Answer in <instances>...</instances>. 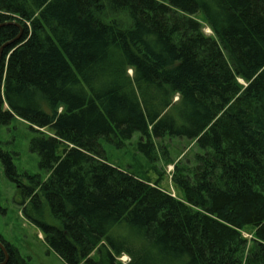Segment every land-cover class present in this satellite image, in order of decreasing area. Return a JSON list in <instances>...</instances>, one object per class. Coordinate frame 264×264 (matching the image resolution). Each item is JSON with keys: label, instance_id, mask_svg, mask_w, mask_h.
Here are the masks:
<instances>
[{"label": "trees", "instance_id": "16d2710c", "mask_svg": "<svg viewBox=\"0 0 264 264\" xmlns=\"http://www.w3.org/2000/svg\"><path fill=\"white\" fill-rule=\"evenodd\" d=\"M12 119L46 176L23 184L0 148L4 173L67 264H264V0H0ZM135 133L149 166L109 164L101 140ZM173 138L192 154L172 158Z\"/></svg>", "mask_w": 264, "mask_h": 264}, {"label": "rangeland", "instance_id": "374dc122", "mask_svg": "<svg viewBox=\"0 0 264 264\" xmlns=\"http://www.w3.org/2000/svg\"><path fill=\"white\" fill-rule=\"evenodd\" d=\"M203 31L208 35L211 34L206 26ZM33 135L28 124L21 119H12L7 125H0V148L11 153L19 178L25 185L29 182L25 174H38L42 178L46 176L44 169L39 167L38 154L30 149L29 143ZM138 140L139 134L135 133L130 141L125 142L119 148L101 140L108 163L133 172L139 165L144 168L148 167L145 156L136 150ZM189 143L183 138H173L170 145L171 157L180 159L185 152L191 155L194 147L192 146L189 150ZM157 166L164 169L161 187L171 195L179 196V191L170 183L173 165H164L162 160H158ZM148 175L152 180L158 177L154 170H150ZM21 200L17 184L5 175L0 161V206L5 210L0 214V234L14 245L21 255L28 258L29 264H67L45 243L40 230L23 216ZM243 234L250 237V234L246 232ZM119 260L127 262L128 257L123 254Z\"/></svg>", "mask_w": 264, "mask_h": 264}, {"label": "water", "instance_id": "95a60500", "mask_svg": "<svg viewBox=\"0 0 264 264\" xmlns=\"http://www.w3.org/2000/svg\"><path fill=\"white\" fill-rule=\"evenodd\" d=\"M21 29V28H20ZM21 31V30H20ZM0 247L3 249V251H4V255H5V259H4V261H3V263H0V264H5L6 263V261H7V258H8V255H7V252H6V250L4 249V247H3V245L0 243Z\"/></svg>", "mask_w": 264, "mask_h": 264}]
</instances>
